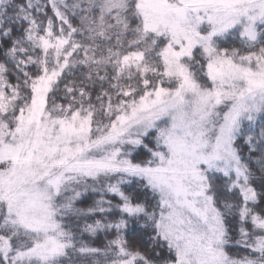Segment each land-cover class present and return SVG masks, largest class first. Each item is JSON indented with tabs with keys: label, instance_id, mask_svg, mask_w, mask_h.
<instances>
[{
	"label": "snow or ice",
	"instance_id": "1",
	"mask_svg": "<svg viewBox=\"0 0 264 264\" xmlns=\"http://www.w3.org/2000/svg\"><path fill=\"white\" fill-rule=\"evenodd\" d=\"M0 264H264V0H0Z\"/></svg>",
	"mask_w": 264,
	"mask_h": 264
}]
</instances>
